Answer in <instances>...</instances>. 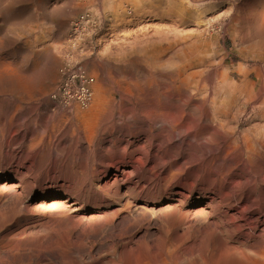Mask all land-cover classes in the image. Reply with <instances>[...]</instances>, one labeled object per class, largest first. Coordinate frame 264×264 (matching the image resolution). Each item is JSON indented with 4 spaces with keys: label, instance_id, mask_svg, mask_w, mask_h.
<instances>
[{
    "label": "rangeland",
    "instance_id": "rangeland-1",
    "mask_svg": "<svg viewBox=\"0 0 264 264\" xmlns=\"http://www.w3.org/2000/svg\"><path fill=\"white\" fill-rule=\"evenodd\" d=\"M81 15L89 22L73 43L72 22ZM263 19L264 0H0V123L9 132L4 131L8 147L0 144V187L17 184L8 178L16 154L28 157L24 165L33 167L24 185L13 189L14 199L11 192L0 193V264L195 263L194 227L205 220L182 221L169 231L170 192L160 191L151 200L114 183V190L102 195L103 183L115 171L106 166L109 158L121 156L125 141L143 140L139 122L145 121L149 103H188L189 110L192 103H205L208 120L223 125L219 138L231 131L224 139L237 147L226 162L207 161L206 170L224 171L237 158L234 165L242 166L237 164L227 180L241 182L256 204L264 200ZM69 58L95 78L86 110L75 104L63 108L50 97ZM248 81L256 85L250 89ZM92 172L106 175L93 178ZM73 173L77 177L71 180L83 177V186H74L81 198L69 199L66 191L52 198L56 185L66 184L65 176ZM59 202L73 205V211L66 213L68 221L64 215L51 223L52 206ZM209 208L204 215L208 212L211 222L215 215ZM49 236L56 242L53 252L41 249ZM251 242L254 248L246 249L254 252L260 242ZM174 245L181 246L173 252Z\"/></svg>",
    "mask_w": 264,
    "mask_h": 264
},
{
    "label": "bare ground",
    "instance_id": "bare-ground-1",
    "mask_svg": "<svg viewBox=\"0 0 264 264\" xmlns=\"http://www.w3.org/2000/svg\"><path fill=\"white\" fill-rule=\"evenodd\" d=\"M132 2H134V1H132ZM263 22H264V19H263ZM263 22H261V23H263ZM261 30H262V32H261L260 36H262V39H261L262 41H261V45H260L261 46L260 54H262V55H261L260 59H261V61H264V25H263V29H261ZM259 34H260V32H259ZM181 45H182V42H181ZM185 48L186 47H183V49H185ZM259 48H258V50H259ZM174 51H177V50H174ZM155 56H157V54ZM185 73H187V72H185ZM261 74H263V73L261 72ZM192 75H193V73H192ZM175 76H177V75H175ZM261 76H263V75H261ZM173 80H174V78H173ZM260 81H262V80H260ZM246 83L250 89H251V87L256 85L254 83V81L253 82L248 81ZM225 88H227V87H225ZM260 88H261V86L258 89H260ZM262 90H264V88ZM251 93L252 92L249 93V96H251ZM254 93H252V94H254ZM227 96H228V94H227ZM256 96H258V93ZM252 98H255V97L253 96ZM261 102H262V100H261ZM89 104L86 108H81L77 103L75 105H77L81 110H86L89 107ZM215 104L216 103H214V105ZM262 104H264V103H261V105ZM71 105H73V104H70V106ZM257 105H259V104H257ZM59 106H61V105H59ZM70 106L63 107V108H69ZM187 107H188V103H174V104L173 103H149L148 104V111H146L144 113V117L146 119H145V121L143 119L142 121L139 122L140 125L144 126L143 128H140L143 131V135H142L143 140H141V139L134 140L131 137L132 141H125L123 149H121V152L119 150H117V151H119V153H121V156L119 158L117 156L118 159L112 160V158H109V159H111V161H109V163L106 166L107 167L111 166L113 169H115V171H114V174H112L111 177L103 183L102 186H103L104 194H102V195H108V193H111L110 188H112L111 186H114L113 185L114 183H125V184H127L126 190L129 194H131V195L137 194L138 197H140V198L144 197V198H148L151 200L158 198L160 191H168L171 194L169 196H167L168 197L166 199L167 203L165 204L166 208L165 207L164 208L166 210L165 215H166L167 226H169V227H167V229L169 231H171V230L173 231V227L175 228L177 226V224L179 225V222L181 224L182 221H185L186 224H188L189 222L190 223L192 222L190 220L197 221L198 218H203V220H205V221L202 220L203 224H199L198 227H196V226L194 227L193 226L194 224L190 225V226L195 228V229L194 228L193 229L197 233L196 234L197 236L193 239L194 241L191 245V248L196 250V252H199V255L197 256L194 264H264V200H262L263 196L261 195L262 196L261 200L259 199L260 201L259 202L257 201L258 203L256 204L252 200L253 197L251 198L249 196L248 192L245 190V188L240 184L241 182L240 183L233 182V180H232V182H230L229 181L230 179L227 180L228 174L232 173L231 171H233L235 169L234 167L240 162V161L239 162L237 161L238 163L236 165H234L237 158L236 159L233 158L232 160L235 162L232 164L230 163V165L228 164L227 167L224 165L225 163L224 164L222 163V165L225 166L224 171H222V170L221 171H219V170H217V171L216 170L215 171L214 170H206V166L207 167L209 166L208 164H206L207 161L208 162H213L215 160L216 161L217 160L224 161L225 159H227L229 154L233 152L232 150L235 149L236 144L234 145V141L232 142V140H231V142L228 141V143H227V139H224L226 137V135L229 134V132L226 135L224 134V136H225L224 138L223 137L219 138V135H220V132L223 128L222 127L223 125H219V124L216 125L215 124L216 126H214L212 124V121H210L212 119L208 120V117L210 118L211 115H209L210 111L208 109L206 110L204 108L205 103H196V104L192 103L190 110L187 109ZM207 107L208 106H206V108ZM214 111H216V108H214ZM226 116H227V114H226ZM23 117H24V115H23ZM10 120H11V118H10ZM11 123H13V122H11ZM5 124H6V122H5ZM3 127H4V124L0 123V144L3 145V147H8V143L6 141L7 140L6 139L7 134L4 133V131L6 129L3 130L2 129ZM7 127H9V126H7ZM16 128H17V126H16ZM12 129H13V127H12ZM140 129H137V130L140 131ZM21 130H22V128H21ZM139 131H138V133L141 134V132H139ZM5 132H8V131H5ZM23 132L25 133V134H23L25 136L26 133L28 132V129L25 128V130H23ZM12 133H13V131L11 132V134ZM230 134H232L231 131H230ZM230 134H229L228 138L230 137ZM11 137H13V135ZM12 145H14V144H12ZM247 146H248V144H247ZM248 148H249V146H248ZM2 151H3V149H2ZM5 154H7V153H5ZM110 154H112V153H110ZM239 154L236 153V155H239ZM36 155H38V154H36ZM40 155H42V153ZM113 155H115V154H113ZM187 155H188V157H186ZM0 156H1V154H0ZM4 156H6V155H4ZM9 156H7V157H9ZM230 156H231V154H230ZM234 156L235 155L233 154V157ZM27 158L28 157H24L23 155L18 156L16 154L14 156L13 160L10 159L11 162L10 161L9 162H10V166H11V171L9 172L8 178L15 179L17 181V184H14V185H9L6 183L3 184L0 187V193L7 191V192H11V199L13 197H16L14 192H13V189L20 187V185L23 184L22 180L28 178L30 171L33 169L32 166L24 165V163L27 161ZM39 159H42V158L39 157ZM240 160H242V159H240ZM245 161H247V160H245ZM194 162H196L197 164H193ZM224 162H226V161H224ZM241 162H243V161H241ZM53 165H55V164H53ZM222 165L220 166L221 168L223 167ZM238 165L240 166V164H238ZM248 165L250 166V164H248ZM241 166H240V168H241ZM245 167H246V165H245ZM245 167H243V168L246 169L247 167L246 168ZM217 169H218V167H217ZM102 172H104V171H102ZM244 172H245V170H244ZM247 172H248V170H247ZM97 173L99 175V173H101V172H97ZM97 173L92 172L90 176L93 177L95 175V177L96 176L98 177ZM245 174L247 175V173H245ZM100 175H102V173ZM105 175L106 174H104L102 176H105ZM204 175H206V179L202 180V176H204ZM233 175H234V173H233ZM65 177L68 180L67 183L60 185V186L56 185V187L59 189V191L57 190L56 192L51 193L50 195L52 198L58 197L60 195V191H62V192L66 191V194L68 195L67 198H69V199H73L74 196H78V197L80 196L79 194L81 192L76 195V192H78L76 190H78L77 188L79 187V185H81L83 183V180H82L83 177L80 178V176H79L80 179L78 178V181H76L77 178L75 181L71 180V179H73V177H77L75 173L66 175ZM95 177H93V178H95ZM231 177H229V178H231ZM106 179H107V177H106ZM69 180H71V181L69 182ZM81 181H82V183H81ZM176 183L179 184V187L177 189H172V187ZM242 184H244V183H242ZM32 185L33 184H31V186ZM74 186H76L77 188H75ZM82 186H83V184H82ZM27 187L28 186H26V188L24 187V189H27ZM116 187H119V186L115 185V188ZM160 188H162V189H160ZM83 191H85V190H83ZM90 191L91 190H89V192ZM86 192H88V191H86ZM101 192H102V190H101ZM210 192H211V196L209 197L208 194ZM249 193H251V192L249 191ZM22 194H23V192H22ZM112 194L116 195V191L112 192ZM117 195H119V193H117ZM23 196H24V194H23ZM42 196L46 197L47 193H44V195L42 194ZM18 197H20V196H18ZM131 197H134V195ZM22 198H24V197H22ZM79 198H81V197H79ZM79 198H77V199H79ZM204 198L209 199V201L206 202L205 207L204 208H202V207L201 208H194L195 205L199 204L202 200H204ZM69 199H67L66 201H69ZM255 199H257L256 196H255ZM8 200H10V199H8ZM39 205L42 206L43 204L39 203ZM184 206H188L190 208H186L187 210L185 211ZM42 207H44V206H42ZM52 207H54L55 209L52 210L51 207L49 208V210L50 209L52 210L51 211L52 217L49 219V222H51V223L56 222V221H60V219L63 220L64 217L63 218H58V217H62L64 215H65L64 219L68 218V215H66V213L72 212L74 206L69 205V206L65 207L64 204H62V202L61 203L59 202V204L58 203L54 204ZM205 208H209L214 213L215 216H214L213 221L208 222L209 220H206L208 217V212H206V214H207V217H206L205 216L206 214L204 215ZM43 209H45V207ZM252 211H254L256 213L255 216H251ZM71 220H73V218ZM65 225H66V223H65ZM76 227L79 228V226H77V225H76ZM188 228L186 229V232H187ZM73 231H74V229H73ZM209 232H211V233L208 235ZM83 233L84 232L81 230L80 236H82ZM186 234L187 233H185L184 235H186ZM53 238H54L53 236H49L47 239H45L43 241L41 240L42 241L41 242V249L45 248V249H47L46 251L52 250V252H53L54 248L57 249L56 242L54 241ZM241 240H243L244 242H242ZM256 240H259L260 244L258 246L255 244L256 248H255L254 252H249L247 249L252 250L254 248V247L250 246V244L252 243L251 241H256ZM38 242H39V240L37 241V243ZM39 245H40V243H39ZM42 246H44V247H42ZM175 246L176 245H174V248L171 247L173 252H175L176 249H178L181 245L177 246L176 248H175ZM170 252L172 253V251H170ZM45 254H46V252H45ZM47 254H46V256H47ZM51 257H52V259L55 258L53 256H51ZM45 259H47V258H45ZM137 261H139V260H136V261L134 260V262H137ZM140 264H142V263H140Z\"/></svg>",
    "mask_w": 264,
    "mask_h": 264
},
{
    "label": "built area",
    "instance_id": "built-area-1",
    "mask_svg": "<svg viewBox=\"0 0 264 264\" xmlns=\"http://www.w3.org/2000/svg\"><path fill=\"white\" fill-rule=\"evenodd\" d=\"M88 22L85 15L72 22L73 43L78 42L77 40L84 35ZM94 85L95 78L81 64L69 58L59 69V82L50 97L62 107L77 103L81 108H86L93 99Z\"/></svg>",
    "mask_w": 264,
    "mask_h": 264
}]
</instances>
